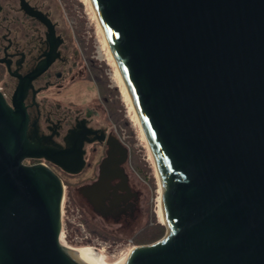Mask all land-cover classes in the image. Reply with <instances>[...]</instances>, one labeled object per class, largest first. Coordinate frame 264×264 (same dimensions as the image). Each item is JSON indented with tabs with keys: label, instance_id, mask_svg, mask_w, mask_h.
Returning <instances> with one entry per match:
<instances>
[{
	"label": "water",
	"instance_id": "water-1",
	"mask_svg": "<svg viewBox=\"0 0 264 264\" xmlns=\"http://www.w3.org/2000/svg\"><path fill=\"white\" fill-rule=\"evenodd\" d=\"M91 2L164 187L165 236L113 264H264V0ZM33 78L11 105L0 92V264L95 263L99 251L60 245L62 179L25 164L84 166L80 147L28 137Z\"/></svg>",
	"mask_w": 264,
	"mask_h": 264
},
{
	"label": "flooded vegetation",
	"instance_id": "flooded-vegetation-1",
	"mask_svg": "<svg viewBox=\"0 0 264 264\" xmlns=\"http://www.w3.org/2000/svg\"><path fill=\"white\" fill-rule=\"evenodd\" d=\"M46 1L0 0V92L13 93L10 100L6 99L11 105L20 78L34 75L24 101L29 118L28 137L58 151L80 147L84 166L79 173L69 174L45 159L27 160L25 164H43L59 171L71 180L68 185L69 181L55 172L64 186L67 183L77 189L82 198V188L102 186V191L118 204L130 195L126 171L129 151L125 161L120 146H126L115 134L117 131L111 132L105 99L98 95L82 100L84 94L90 95L91 85L97 81L84 54L62 30L51 0ZM110 138L119 148L112 158ZM98 197L101 198H83L95 212ZM72 198L77 201L75 194ZM121 216L115 212L109 219Z\"/></svg>",
	"mask_w": 264,
	"mask_h": 264
},
{
	"label": "rangeland",
	"instance_id": "rangeland-1",
	"mask_svg": "<svg viewBox=\"0 0 264 264\" xmlns=\"http://www.w3.org/2000/svg\"><path fill=\"white\" fill-rule=\"evenodd\" d=\"M51 3L61 22L62 30L72 37L76 47L84 54L91 74L97 81L92 83L90 93L88 92L90 95L84 94L82 100H86L87 96L101 95L104 98L107 94L110 95L114 110L111 112L107 106L108 113L105 114L109 118V127L111 132L117 131L115 134L129 151L126 171L130 178V195H125L118 204L112 201L106 191H102V186L99 189L97 186L84 187L81 191L83 198L101 196L96 199L98 202L94 205L95 212L86 199L78 195L77 189L70 188L65 183L62 215V226L66 231L65 245L78 249L94 247L102 251L106 262L111 264L127 256L135 247L149 245H137L134 242L138 232L146 226L152 227L156 222L165 224L160 215L159 176L151 147L149 149V140L131 106L123 78L107 45L105 31L102 25H99L95 9L89 0H51ZM12 94L7 92L3 96L10 100ZM55 172L71 185L69 177H63L59 171ZM73 194L76 195L77 201L72 198ZM115 212L122 216L109 219ZM86 222L96 229L94 230L97 234L91 232L92 228L88 229ZM166 232L167 228L165 234ZM102 236L109 240L103 239ZM110 238H115L116 241Z\"/></svg>",
	"mask_w": 264,
	"mask_h": 264
},
{
	"label": "bare ground",
	"instance_id": "bare-ground-1",
	"mask_svg": "<svg viewBox=\"0 0 264 264\" xmlns=\"http://www.w3.org/2000/svg\"><path fill=\"white\" fill-rule=\"evenodd\" d=\"M90 1V3H91V5H92V2H91V0H89ZM92 7H93V5H92ZM94 8V7H93ZM97 18H98V16H97ZM98 21L100 22V20H99V18H98ZM99 25H102L101 24V22H100V24ZM102 28H103V26H102ZM101 28V29H102ZM102 31H103V29H102ZM105 33V32H104ZM105 35V34H104ZM106 38H107V36H105ZM107 45H108V47H109V49H110V51H111V53H112V55H113V57H114V59H115V61H116V63H117V60H116V57H115V55H114V52H113V50H112V48H111V45H110V43H109V41H108V38H107ZM117 69H118V72L120 73V75L122 76V78H123V82H124V87H125V90H126V93L128 94V96H129V100H130V103H131V106L133 107V110H134V112H135V114H136V117H137V119H138V121H139V123H140V125H141V122H140V118H139V115H138V112H137V110H136V108H135V105H134V103H133V100H132V98H131V96H130V93H129V91H128V88H127V85H126V82H125V79H124V77H123V74H122V72H121V70H120V68H119V65H118V63H117ZM142 127V126H141ZM144 134H145V132H144ZM149 146V145H148ZM150 147L151 146H149V149H150ZM150 151H151V153H152V150L150 149ZM152 156H153V160H154V162H155V158H154V155H153V153H152ZM156 164V163H155ZM159 182H160V179H159ZM160 189H161V196H160V199H159V201H160V215H161V220L164 222V206H163V196H164V187H163V185H162V183L160 182ZM64 206V205H63ZM64 210V209H63ZM66 243H65V241L61 238L60 239V245L62 246V248L63 249H73V250H84V248H86V249H89V248H92V247H84L83 249H78V248H74V247H72V246H66L65 245ZM92 249H95V250H97L96 248H92ZM98 251V250H97ZM100 253H102V251H99ZM132 252H133V249L132 250H130L129 251V253L127 254V255H131L132 254ZM103 254V253H102ZM65 255L67 256V253H65ZM68 257V256H67ZM68 258H70V257H68ZM72 261H74V262H76L77 264H109V263H107L106 262V260L103 258V259H101V260H99V261H97V262H95V263H90V262H87V261H83V260H80V259H73V258H70ZM111 264H113V263H111Z\"/></svg>",
	"mask_w": 264,
	"mask_h": 264
},
{
	"label": "trees",
	"instance_id": "trees-1",
	"mask_svg": "<svg viewBox=\"0 0 264 264\" xmlns=\"http://www.w3.org/2000/svg\"><path fill=\"white\" fill-rule=\"evenodd\" d=\"M106 96L107 97H104V99L107 102V106L109 107L110 111L112 112L114 110V107H113V105H112V103L110 101V95L107 94ZM86 224H87V226H89L88 227L89 230L91 228L93 229L91 231L92 233L97 234V233H95L96 229L94 227H92V225L88 224L87 222H86ZM165 231H166L165 226L156 222V223L153 224L152 227L146 226L144 229H142L140 232H138L134 242L137 245L155 243V242L159 241L160 239H162L164 237ZM102 238L105 239V240H109V238H107V237L104 238L102 236ZM110 239H112V238H110ZM112 241H116L115 238H113Z\"/></svg>",
	"mask_w": 264,
	"mask_h": 264
},
{
	"label": "built area",
	"instance_id": "built-area-1",
	"mask_svg": "<svg viewBox=\"0 0 264 264\" xmlns=\"http://www.w3.org/2000/svg\"><path fill=\"white\" fill-rule=\"evenodd\" d=\"M64 200V199H63ZM62 215H63V205H62ZM61 238L64 239L66 238V231L64 230L63 226H62V233H61Z\"/></svg>",
	"mask_w": 264,
	"mask_h": 264
}]
</instances>
